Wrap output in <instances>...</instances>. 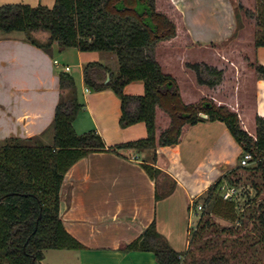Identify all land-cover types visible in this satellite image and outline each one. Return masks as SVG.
I'll use <instances>...</instances> for the list:
<instances>
[{
    "label": "trees",
    "instance_id": "obj_1",
    "mask_svg": "<svg viewBox=\"0 0 264 264\" xmlns=\"http://www.w3.org/2000/svg\"><path fill=\"white\" fill-rule=\"evenodd\" d=\"M261 2L264 7V0ZM0 31L23 32L32 44L47 52L57 43L61 49L114 54L119 65L116 71L100 62L84 67L85 86L91 92L111 90L119 97L123 128L145 123L148 129L147 138L114 146H107L95 130L78 134L74 122L84 105L80 103L74 77L61 73V98L52 124L53 144L13 137L0 142V264H43L47 250L83 249L67 232L61 216L65 176L83 158L93 153L121 155L126 150L156 151L178 145L187 128L217 121L227 126L243 155L250 154V164L255 166L240 163L193 203V207H199L203 201L202 208L207 207L208 212H203L187 251L173 249L158 232L156 221L126 249L152 252L159 264H240L238 254L242 252L246 254L244 264H257L264 254V202H252L251 230L240 233L239 228L234 230L235 225L240 222L243 228L246 221L236 201L225 199L221 191L225 183L234 188L241 183V171L260 177L264 183V117L256 118L253 136L244 128L239 114L228 106L207 98L185 104L176 80L163 72L153 55L160 44L180 41L175 19L158 11L157 0H56L52 9L9 4L0 7ZM261 32L256 47L264 46V26ZM37 33L48 34V41L39 42L33 37ZM250 67L258 78L264 79V66L251 63ZM187 68L196 74L201 86L216 89L223 82L224 71L216 67L196 63ZM139 81L145 86L143 96L125 94L126 86ZM158 110L170 120L159 136ZM156 158L154 154L153 162ZM141 165L156 182V200L169 196L176 182L153 164ZM164 179L170 181L167 189L165 182L161 183ZM211 216L233 226L220 231ZM224 235L231 239L215 242V236L220 239ZM194 239L204 242L193 249Z\"/></svg>",
    "mask_w": 264,
    "mask_h": 264
},
{
    "label": "crops",
    "instance_id": "obj_2",
    "mask_svg": "<svg viewBox=\"0 0 264 264\" xmlns=\"http://www.w3.org/2000/svg\"><path fill=\"white\" fill-rule=\"evenodd\" d=\"M231 8L230 0H169L166 4L157 0L158 11L175 19L180 41L157 46L153 55L163 72L176 79L185 104L207 98L228 106L254 136L256 118L264 117V79L256 77L253 90L242 94L240 89H231L240 88L242 82L235 63L230 65L233 77L216 89L199 85L195 73L185 68V63L196 58L192 54L199 48L231 38L235 31ZM205 60L223 70L228 53L207 51ZM91 62L108 65L114 71L119 67L117 57L111 53L61 49L57 43L47 52L32 44L23 32L0 31V142L11 137L35 138L51 145L45 137L53 134L52 124L61 98L60 74L72 75L75 69L79 72V100L84 105L74 122L78 134L95 130L107 146L147 138L145 123L126 128L120 125L121 100L113 91L91 92L86 88L84 67ZM254 63L264 66V46L254 49ZM224 87L228 89L222 93ZM124 92L143 96L144 83L133 82ZM249 113L253 115L254 132L245 121ZM169 124V118L158 110L157 136ZM242 155V148L227 126L217 121L187 128L178 145L156 151L126 150L121 155L93 153L83 158L67 172L61 190L64 226L83 246L80 250H65L68 259L75 264H159L152 252L126 249L154 221L173 249L187 251L193 203L237 167ZM142 163L153 164L176 182L169 196L156 200V182Z\"/></svg>",
    "mask_w": 264,
    "mask_h": 264
},
{
    "label": "rangeland",
    "instance_id": "obj_3",
    "mask_svg": "<svg viewBox=\"0 0 264 264\" xmlns=\"http://www.w3.org/2000/svg\"><path fill=\"white\" fill-rule=\"evenodd\" d=\"M231 1V9L235 14V31L231 38L227 41L221 42L220 44H212L209 45L207 48H199L195 52L190 53L194 55L195 59H190L191 62L185 63V68L189 71L194 73L192 70L188 69L187 66L190 64L196 63H204L207 64L205 61L207 51H214L219 50L222 54L223 52L228 53V63H224L223 71L224 77L223 81H227L228 77H233L232 70H230V65L232 63L236 64V68L240 73V80L241 86L236 87L232 86L231 89H240L242 94L250 93L253 90V84L256 80V74L252 73V69L250 67L251 63H254V49L256 48L257 41L262 37L261 27L264 26V7L262 5L261 0H230ZM164 4L168 3L169 0H163ZM56 0H0V7L5 5H14V4H26L30 5L33 8H38L40 6H46L49 9H52L55 6ZM222 11H224L222 9ZM224 13L222 12L221 15ZM28 37V35L26 34ZM33 37L36 38L41 43H46L48 41L49 35L46 33H37L33 34ZM169 45H175V42L171 41ZM177 43V42H176ZM161 45V44H160ZM176 46H179L176 44ZM197 55V56H196ZM230 59V61H229ZM221 60V58H220ZM212 62V61H211ZM215 63L216 61L213 60ZM243 63V64H242ZM209 65V64H208ZM214 67V66H213ZM233 67V66H232ZM225 74L227 76L225 77ZM196 75V74H195ZM72 76L78 82L79 80V72L78 70H74ZM173 77V76H172ZM239 77V76H238ZM174 78V77H173ZM175 79V78H174ZM176 80V79H175ZM197 80V77H196ZM233 80V79H231ZM237 82V79H235ZM238 83V82H237ZM223 84V82H222ZM228 88L224 87L223 91H227ZM200 102V101H199ZM198 102V103H199ZM248 118L245 119L246 124L250 131H252L251 127L254 126V119L251 113L247 114ZM255 129L252 131L254 132ZM51 134L46 135L45 140L48 144H53V138L51 139ZM53 137V136H52ZM49 139V140H48ZM243 157H240V163ZM239 163V164H240ZM254 164H249L247 167H254ZM240 174L242 175L243 179L241 183H239L235 188L231 187L228 183L224 184V187L221 191V194L226 198L227 194L230 193L229 196L232 197L234 201H236L239 209L241 211L242 219L246 221V225L243 228L240 226V222L235 225L234 230L237 231L239 228L240 233H245L246 231H250L252 227V223L250 221L251 211L249 207L253 205L255 199L257 200V205L259 202H264V183L255 175L251 176L250 172L241 171ZM164 181H162L163 183ZM256 186V187H255ZM259 188V191H257ZM256 203V202H255ZM200 205L204 206V202L201 201ZM208 208L204 207V210H198V207H192L191 212V235L190 238L193 237L194 233H196L199 229L198 224L200 220L203 218V212L207 214ZM213 217V221L219 227L221 231L224 228L232 227L233 225L229 222H226L220 218ZM246 226V227H245ZM242 230V231H241ZM214 235H211V237ZM215 242L221 243L223 240L231 239L227 235H224L222 238H218L217 236L214 237ZM195 243L193 244V249H196L200 246L203 242L200 239H194ZM46 259L45 264H75L73 259H68V251L65 250H47L45 252ZM245 253L238 254V260L240 264H244ZM239 264V263H238ZM257 264H264V254L261 255L260 260H257Z\"/></svg>",
    "mask_w": 264,
    "mask_h": 264
},
{
    "label": "built area",
    "instance_id": "obj_4",
    "mask_svg": "<svg viewBox=\"0 0 264 264\" xmlns=\"http://www.w3.org/2000/svg\"><path fill=\"white\" fill-rule=\"evenodd\" d=\"M67 70H69V68H67ZM251 160H252V156H251L250 154H244V155H243V158H242V160H241V165H242V166H248V165L250 164ZM230 195H231V194L228 193L225 199H229V196H230ZM230 198H232V197H230ZM198 210H203L202 205H200V206L198 207Z\"/></svg>",
    "mask_w": 264,
    "mask_h": 264
},
{
    "label": "water",
    "instance_id": "obj_5",
    "mask_svg": "<svg viewBox=\"0 0 264 264\" xmlns=\"http://www.w3.org/2000/svg\"><path fill=\"white\" fill-rule=\"evenodd\" d=\"M202 117L207 118V116L202 115ZM165 182L164 189H167L170 185V181L168 179L163 180Z\"/></svg>",
    "mask_w": 264,
    "mask_h": 264
}]
</instances>
